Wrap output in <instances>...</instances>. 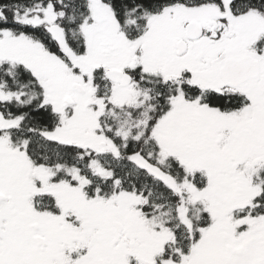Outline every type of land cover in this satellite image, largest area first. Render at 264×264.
<instances>
[{
  "label": "snow or ice",
  "instance_id": "6c2138e0",
  "mask_svg": "<svg viewBox=\"0 0 264 264\" xmlns=\"http://www.w3.org/2000/svg\"><path fill=\"white\" fill-rule=\"evenodd\" d=\"M0 264H264V0H0Z\"/></svg>",
  "mask_w": 264,
  "mask_h": 264
}]
</instances>
